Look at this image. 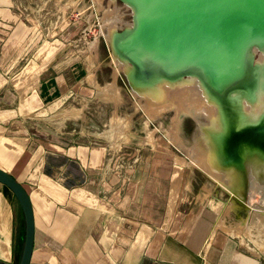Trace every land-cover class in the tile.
<instances>
[{"label": "crops", "instance_id": "1", "mask_svg": "<svg viewBox=\"0 0 264 264\" xmlns=\"http://www.w3.org/2000/svg\"><path fill=\"white\" fill-rule=\"evenodd\" d=\"M35 1L0 0V170L30 199L29 264H264L254 236L228 231L227 203L200 197L203 187L196 194L173 151L115 171L99 137L68 123L79 114L65 109L95 93L96 78L67 45L64 13L48 22ZM24 233L18 201L0 184V264H18Z\"/></svg>", "mask_w": 264, "mask_h": 264}, {"label": "water", "instance_id": "2", "mask_svg": "<svg viewBox=\"0 0 264 264\" xmlns=\"http://www.w3.org/2000/svg\"><path fill=\"white\" fill-rule=\"evenodd\" d=\"M118 1L132 11V27L118 33L114 44L115 54L132 66L131 73L126 74L131 87L148 86L155 77L170 79L190 73L225 105L228 94L238 89L248 94L253 89L255 92L258 84L264 89V65L257 68L261 70L257 78L251 61L253 51L254 56L264 53V0ZM229 119L230 150L225 166L240 171L246 152L236 146V141L245 137L251 142L254 136L258 149L264 143V128L258 123L254 130H237V120L232 127ZM221 128L223 131L224 126ZM0 184L12 192L22 210L25 233L18 264H29L34 230L29 196L2 170Z\"/></svg>", "mask_w": 264, "mask_h": 264}, {"label": "rangeland", "instance_id": "3", "mask_svg": "<svg viewBox=\"0 0 264 264\" xmlns=\"http://www.w3.org/2000/svg\"><path fill=\"white\" fill-rule=\"evenodd\" d=\"M35 2L37 9L40 8V15L48 22L52 23L58 15L64 13L67 45H70L68 47L74 51L72 45H78L81 54L77 55L83 67L88 74L94 76L90 75L89 81L91 77L96 78L97 81L95 85L93 84L97 89L95 93L94 90L86 91L82 102L72 103L65 109L67 111L76 110L79 114V118H71L68 122L72 123L71 126L76 132H82L89 139L99 137V144L105 145L110 151V158L113 159L111 164L117 168L115 171L124 167L134 168L141 162L145 165L153 159L155 162V160H160L158 156L166 153V150L173 151L179 157L177 163L187 167L186 176L195 177L197 180L196 194L201 193L203 190L200 189L203 187L207 192L204 195L201 194L200 197L218 198L223 204L227 203L225 211L219 217L229 228L227 230H238L239 236L245 235L246 237L251 233L254 236V244L258 242L261 250L262 244L260 243L264 241V231L254 228V220H252L253 213L257 212L255 208L260 205V197L255 195L256 199L254 197L250 201L251 203L253 201L254 206L245 205L241 200L243 199L242 194L237 193L239 195L237 198L240 199L233 197L218 179L210 177L201 170L197 165L198 160L194 161L192 149L197 147L204 150L206 146L201 136L198 135L195 120L184 117L177 125V129H173L174 122L176 123L175 110L169 109L156 113L154 105L148 104L145 99L137 95L128 82L126 72L117 67L114 62L112 48L106 39L110 23L114 22L112 24L117 34L127 30L132 25V11L118 0H115L114 4L110 0H36ZM257 59L258 56H254V62ZM110 84L116 88L112 98L100 95L98 90L105 91ZM186 95L188 96L182 102L188 105L192 102L189 99L192 97L191 94ZM176 96L175 92L170 90L165 93V100L178 103ZM193 103L195 104L194 101ZM228 134L223 143L227 155L230 140ZM198 136L201 139H198ZM242 142L249 143V139L237 141L236 146ZM154 155L156 156L153 157ZM148 157L151 158L148 159ZM215 184L227 194L220 191ZM237 204L243 208L240 209ZM245 209H250V217ZM236 214H239L240 218L238 227L235 226ZM248 220L252 222L250 226L247 224ZM225 226L220 221L216 227L224 229Z\"/></svg>", "mask_w": 264, "mask_h": 264}, {"label": "bare ground", "instance_id": "4", "mask_svg": "<svg viewBox=\"0 0 264 264\" xmlns=\"http://www.w3.org/2000/svg\"><path fill=\"white\" fill-rule=\"evenodd\" d=\"M110 2L114 4L115 0H110ZM112 22L110 23L109 32L106 37L107 42L112 48L114 62L117 67L123 69L126 74H130L132 66L115 54L114 44L118 34ZM131 27L132 25L127 29ZM254 54L255 52L253 51V58L251 61L256 68L254 72L257 78H260L261 70L257 68L264 65V53L256 52L258 56L256 62L253 60ZM151 82L153 83L149 84L150 87L144 84H132V89H135L137 95L145 99L148 104L154 105L156 113L174 109L176 123L174 122L173 129H177V125L184 117L195 120L199 133L197 134L202 138L198 136V139H201L206 147L204 150H200L197 147L192 149L194 161L196 162V160H198L197 165L200 169L210 177L218 179L227 191L229 190L231 192L233 197H239L237 193L242 194L243 196H241L243 199L241 200H243L245 205L248 204L247 200L250 202L256 197L255 195H258L260 197V207L257 206L255 208L257 212L255 211V213H253L252 220H254V228L256 227L259 231H264V208L262 206L264 205V163L263 160H259L261 154L258 155L256 159L254 157V152L251 153L250 151L257 147L250 141L249 143H240L237 146L245 150L244 153L246 152L243 156L242 163L244 164L242 165V169L245 173H242V169L240 171L239 169L234 171L225 166L228 155L224 150L223 144L230 129L229 117L232 118V127L235 126L233 124L234 120H237L239 124L237 130L254 128L258 123L264 121V89L261 88L259 84L258 89L255 90V92L253 89L249 94L245 93L246 91L243 89H238L236 93L232 92L228 94V102L225 105L220 103L217 98L212 97L201 83L200 79L196 75L190 73L186 74V76H177L170 79L155 77L151 79ZM115 90V86L110 84L105 91L98 92L102 96L112 98ZM170 90H173L177 95L178 103H170L165 100V93ZM186 94H191L192 97L189 98L192 102L188 105L182 102L188 96ZM222 126H224L223 131L221 128ZM260 244H262V251L264 250V241Z\"/></svg>", "mask_w": 264, "mask_h": 264}, {"label": "flooded vegetation", "instance_id": "5", "mask_svg": "<svg viewBox=\"0 0 264 264\" xmlns=\"http://www.w3.org/2000/svg\"><path fill=\"white\" fill-rule=\"evenodd\" d=\"M263 123H264V121H262V122L260 123V125H261L260 127H262V128H264V124H263ZM255 127L258 128L259 126L256 125ZM252 129L254 130V128H252ZM243 139H245V137H244V138L242 137L241 140H243ZM250 140H251V143H252V144H255V143H254V136H252ZM236 142H237V141H236ZM261 145H262V147L258 146L259 149H255V148H254L255 151H256L255 153H257V154H254V157H255V155L258 156V155L261 154L262 156L260 155L259 160H260V161L263 160V163H264V143H261ZM229 150H230V149H229ZM237 151H238V150H237ZM252 151L254 152V150H252ZM259 152H260V153H259ZM255 199H256V197H255Z\"/></svg>", "mask_w": 264, "mask_h": 264}]
</instances>
